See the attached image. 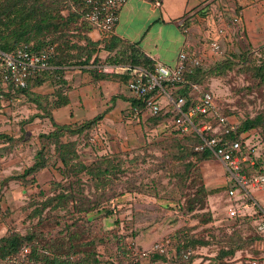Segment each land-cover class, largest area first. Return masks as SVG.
I'll list each match as a JSON object with an SVG mask.
<instances>
[{
	"label": "rangeland",
	"instance_id": "obj_1",
	"mask_svg": "<svg viewBox=\"0 0 264 264\" xmlns=\"http://www.w3.org/2000/svg\"><path fill=\"white\" fill-rule=\"evenodd\" d=\"M60 5L59 2V9ZM64 12L67 13L65 8ZM221 24L228 32L229 25L220 20L219 25L208 24L206 29L213 33ZM73 27L64 30L65 35H76L70 32ZM203 35L204 40L207 33ZM230 41L220 54L204 45L200 52L203 66L213 73L210 70L203 83L213 93L219 112L235 123L259 117L261 126L255 129L264 138V42L255 46L242 36ZM73 52L77 53V49ZM106 64L116 67L100 59L89 65L101 72ZM68 66L71 65L56 73L57 68L51 64L44 82L39 85L33 80L26 92L0 86L4 93L0 96V133L8 137L0 139V222H5L10 232H35L41 241L66 247L69 253L73 250L67 249V244L76 243V252L99 255V264L126 263L128 256L120 260L116 257L119 245L129 248L134 242L140 250L150 249L156 240L175 237L174 234L207 242L199 246L202 248L195 255L201 263L220 255L222 249H235L233 256L226 255L238 258L235 260L246 253L253 254L251 225L236 223L226 216L229 175L225 165L215 156L202 158L197 153L178 151L177 142L185 137L168 115L157 119L145 108H138L139 122L127 123L134 112L128 117L125 109L123 123L114 135L109 131L101 133L96 125L91 130L73 126L58 137H41L55 129L52 110L59 107L56 102L69 87L64 77ZM261 138H251V161L255 169L264 171ZM61 143H73L78 156L74 162L92 167L102 164L109 166L110 172L101 175V181L89 176L96 175L97 170L65 180L59 170ZM40 150L47 168L27 178L21 176L36 161ZM254 154L257 158H253ZM262 190L250 188L263 207ZM59 193L69 196L57 207L59 201L54 198ZM46 197L51 198V203L44 208ZM81 206L93 211L78 212ZM36 209L41 211L31 215Z\"/></svg>",
	"mask_w": 264,
	"mask_h": 264
},
{
	"label": "trees",
	"instance_id": "obj_2",
	"mask_svg": "<svg viewBox=\"0 0 264 264\" xmlns=\"http://www.w3.org/2000/svg\"><path fill=\"white\" fill-rule=\"evenodd\" d=\"M59 2L62 4L60 5V9ZM64 8L67 10V13L64 12ZM85 8H87V6L84 0H75L73 2L69 0H0V51L12 53L24 47H28L32 51H42L47 47L54 45L56 52L51 58V64L56 66L55 68H57V73L60 72L65 65L86 66L92 63H98L100 59L98 52L106 50L109 53L105 59L106 63L116 65L123 64L127 67L125 75V82L127 83L136 80L138 77L139 72L134 74L137 67H143L149 72L155 71L157 61L149 58L141 51L139 42L131 43L129 41H125L117 37L114 32H112L108 37L104 38L103 47H99L100 43L98 41H93L86 34L90 29H94L95 26L84 19L83 12ZM187 22L185 20V26L189 25ZM73 25V31L70 32L76 35H65L64 30H71ZM73 42H81V45L79 46ZM228 42L231 41L227 40L226 35L222 40V45H225L226 43L228 44ZM59 49L61 50V53L58 55ZM74 49H77V53L73 52ZM95 53H98L97 56H95ZM93 55L95 56L94 61H92ZM73 61H75V63H73ZM210 70L213 73L211 68ZM210 70L205 69L203 63L198 66H192L184 73L187 83L184 85H176V88L174 87V96L176 98L184 96L187 99V102L182 108L184 112H188L189 109L197 103V95H193L194 84H197L205 91H211L206 89L203 83L204 77L207 76L208 73H211ZM46 72H48V69L41 71L35 77L29 79V85L26 88H19L13 84H10L9 86L13 89L26 92L33 80L36 79L35 84H42L44 82V75ZM1 85H3V80L0 78V86ZM0 94V96H3V91H0ZM146 99L147 98L135 97L133 99V103L135 105L134 107L136 109L145 108L147 110ZM68 102L69 99L64 94V96L59 97L56 102V106H63ZM167 115L173 119L181 117V114L175 110L171 104L164 106L158 114L151 116L158 119ZM225 116L227 115L225 114ZM102 117V115H98L87 121L79 123L76 122L74 125L59 124L54 121L53 123L55 129L50 133L45 134L47 136L41 135V137H45L47 139H49L48 137H58L60 136L58 135L60 132L64 130H72L73 126H78L81 130H91L97 125ZM193 119L197 126H200L203 121L214 122L213 117L202 114L195 115ZM260 126L261 121L259 117L256 119H247L241 123H236V128L231 133L220 134V136L222 137L223 143L230 144L233 141H240L242 153L246 154L251 160L252 150L254 149V146L251 147L250 145L251 138L253 140L261 138L262 135L255 129ZM205 135L209 136L208 133ZM6 136L7 134L0 133V139L8 138ZM183 136L185 138H182H184L186 142L183 141L184 139L177 142L178 151H183L184 154L197 153L202 158L214 156L211 151L196 150V146L202 142L200 135L196 131L184 134ZM259 142L263 143L264 138L262 137ZM59 146L61 161L59 170L61 177L65 180L69 179L72 175L79 176L83 172L89 175L93 174V170H97L96 175L94 174L89 176L94 178L96 181H101L100 176L110 172L109 166L104 167L102 164L92 167L83 163L74 162L75 158L78 156L73 143H61ZM253 158H257V156L254 154ZM254 165L255 162L254 164H251L250 161L242 163V173L252 176L256 173L264 172L255 169ZM45 167V156L43 150H40L36 155V161L33 165L24 170L21 176L27 178L32 174L35 175L38 171L43 170ZM261 167L264 169V165ZM32 181H35V179H32ZM202 191H204L205 194L207 193L205 186H202ZM40 193L43 194V191H40ZM68 196V193L57 194L54 199H57L59 203L55 206L58 207L61 205ZM44 202L43 207L46 208L51 203V198L46 197ZM114 210H116V208ZM39 211L41 210L36 209L34 213H31V215L33 214V216H36ZM83 211L90 212L93 211V208H85L81 206L80 209H78V212ZM113 212L116 213L115 211ZM260 218L261 212L258 210L234 219L228 218V220H234L236 223H249L251 225L253 235L250 239L253 240L252 252L255 255L260 254L259 245L264 239L262 233L258 230V222ZM174 236L175 237L170 236L172 246L169 249V253H151L149 258L147 257V259L142 261L143 264H164V262H167V264H237L238 262V260H235L238 258H226V255L233 256L237 252L235 249H222L220 255H213L211 259L204 263L198 262L195 255L200 251V248H202L199 246H203L207 242L197 239H187L186 237L181 238L175 234ZM23 246L30 247L31 252L29 258L35 260L38 264H99L101 261V257H99V255L94 256L90 252L83 255L78 251L76 252L74 249L76 248V243L67 244V249L71 248L73 250L69 253V250L66 251V247H58L56 245L54 247L41 241L35 232L22 234L17 231H12L3 237H0V257L4 258L10 254L18 253ZM188 248H192L194 253L188 260H184L183 252ZM116 249V257L118 260L124 259L128 256V261L126 263H119L118 261L116 264H141L139 261L135 263L136 257L130 248H126L124 245H119ZM118 254H121L123 257H119Z\"/></svg>",
	"mask_w": 264,
	"mask_h": 264
},
{
	"label": "crops",
	"instance_id": "obj_3",
	"mask_svg": "<svg viewBox=\"0 0 264 264\" xmlns=\"http://www.w3.org/2000/svg\"><path fill=\"white\" fill-rule=\"evenodd\" d=\"M185 20L189 24L186 25L189 27L187 32L181 26ZM219 20L229 25L227 40L242 36L255 46L264 42V0H127L120 10L114 34L131 43L139 42L146 56L173 66L183 50L190 54L200 53L206 45L203 34L211 33L206 29L207 25H219ZM86 34L100 45L104 44L105 37L96 28ZM108 55V51L102 50L100 60L105 61ZM93 66L71 65L64 70L65 84L69 86L65 94L69 102L52 110L53 120L59 124H72L102 115L97 129L113 135L123 123L125 109L129 111L128 117L134 112V119H128L127 123L139 122L138 109L133 103L136 96L127 89L125 82L127 67L119 64L109 71L99 72L100 69L94 70ZM142 68L137 67L134 74ZM226 184H231L230 177H226ZM227 200L229 202V196ZM8 233L7 224L0 222V237Z\"/></svg>",
	"mask_w": 264,
	"mask_h": 264
},
{
	"label": "built area",
	"instance_id": "obj_4",
	"mask_svg": "<svg viewBox=\"0 0 264 264\" xmlns=\"http://www.w3.org/2000/svg\"><path fill=\"white\" fill-rule=\"evenodd\" d=\"M71 2L75 0H69ZM87 8L83 12L84 19L89 21L99 30L103 37H108L114 32L120 17V10L127 0H84ZM238 18H235L237 21ZM185 31L189 27L185 22L181 23ZM227 29L222 24L213 33H207L204 38L206 45L213 53H222V37L226 36ZM55 46L51 45L42 51H32L28 47L20 48L15 52L8 53L0 51V78L4 85L13 84L19 88H26L29 79L35 77L43 70L51 68V58L55 54ZM203 63V55L198 52L190 54L186 50L179 53L175 65L170 66L163 62H157L154 72L141 69L136 80L127 83V88L137 98H147L146 107L151 115L158 114L164 106L173 105L181 117L172 119V122L181 134L196 131L202 142L196 146L199 151H211L226 167L231 184L227 190L230 198L226 210L227 218L234 219L258 210L261 218L258 222V230L264 237V208L252 196L250 188L264 189V172L248 176L241 171L242 163L253 161L241 151V142L233 141L230 144L223 143L220 134H229L236 128V123L228 116L219 112L213 93L205 91L197 84L193 85V95H197V103L188 112L183 111L187 102L184 96L176 98L174 89L176 85H184L187 80L184 73L192 66ZM102 70L109 71L112 66L103 65ZM168 85V87H167ZM175 87V88H174ZM202 114L213 117L214 122L203 121L200 126L194 123V116ZM206 133L209 134L205 135ZM129 245L135 258V263L149 258L151 253H169L171 248V237L165 236L155 241L150 249H138L134 242ZM260 254H246L241 257L237 264H264V239L259 245ZM31 249L23 246L18 253L10 254L4 258L0 257V264H38L30 259ZM194 253L192 248L183 252V259L188 260ZM50 264V263H44ZM167 264V262H164Z\"/></svg>",
	"mask_w": 264,
	"mask_h": 264
}]
</instances>
